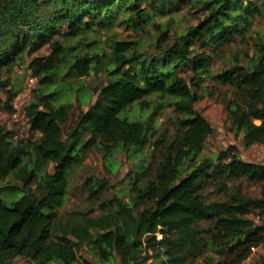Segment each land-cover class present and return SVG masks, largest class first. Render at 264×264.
<instances>
[{
  "label": "trees",
  "instance_id": "16d2710c",
  "mask_svg": "<svg viewBox=\"0 0 264 264\" xmlns=\"http://www.w3.org/2000/svg\"><path fill=\"white\" fill-rule=\"evenodd\" d=\"M184 7L197 14L195 24L171 32ZM261 17L264 0H0V112H18L9 79L15 65L25 58L37 80L25 118L35 140L25 143L0 124V181L12 180L0 188V264L18 257L30 264H91L80 250L97 264L115 257L120 264H191L205 255L207 264L243 263L264 242V163L242 160L233 145L199 159L213 127L195 104L205 82L225 87L220 103L230 130L244 148L264 145V37L252 36ZM147 22L152 41L112 35L104 62L98 53L76 54L82 35ZM235 34L241 49L212 72ZM44 47L49 53L36 55ZM97 70L104 83L91 88L86 110L75 98L79 107L68 123L72 103L57 104L59 83L72 72L80 78ZM165 106L176 114V128L157 135ZM91 149L108 162L122 152L141 156L129 199L106 201V180L91 177L88 199L103 201L99 212L63 217L58 211L71 173ZM244 184L260 193L249 194ZM210 189L224 199L207 202Z\"/></svg>",
  "mask_w": 264,
  "mask_h": 264
},
{
  "label": "rangeland",
  "instance_id": "374dc122",
  "mask_svg": "<svg viewBox=\"0 0 264 264\" xmlns=\"http://www.w3.org/2000/svg\"><path fill=\"white\" fill-rule=\"evenodd\" d=\"M197 14L194 11H188L185 7L180 10L179 13L175 14L174 20L171 23V32L176 30L177 32H184L186 28L190 25H194L196 21ZM149 22V20H148ZM147 25L138 26L137 28H132L128 23L122 24L120 26L115 25L111 31H101L98 30L95 33L89 32L86 36L82 35L81 40L83 45L81 49H78L81 53V57L84 54L90 55L91 53H98L101 61L104 62L105 59L102 56L108 53V37L112 35H119L122 38L127 36H134L132 39L140 40L142 42L152 41L154 34L152 35V28L150 22ZM156 23H165L164 18H154ZM137 26V24H135ZM253 33L252 36H256V32L264 37V17L255 19L253 22ZM78 39H75L72 43H76ZM92 43L90 47H85L84 45ZM247 45H251L252 40L246 41ZM242 42L240 40L239 34H235L232 43H228L223 46L219 55L215 56L214 62L212 64V72H218L222 67L228 66L230 64L229 57L232 53L241 49ZM246 47V46H244ZM250 53V48H248ZM49 53V48L44 47L36 55L46 56ZM27 60L24 58L17 65L14 66L9 79L11 84L18 90V95L15 98L13 104L16 107V113L9 114L7 112H0V124L4 125L8 129L12 130L15 134V138L29 143L37 137V133H32L28 130L26 123L27 116L30 114L31 110L28 111V105L33 96V89L37 85L36 78H32L31 74L26 68ZM68 75L64 78L63 83H59L58 91L60 93L59 100L57 104H71L66 108L68 113V123L75 117L76 109L79 104L82 105L84 110L87 109L89 102L93 99L91 94V88L99 86L104 83L100 70L93 71L89 76L77 77L73 74ZM62 75V71L60 74ZM184 75L187 77L190 75L185 72ZM61 79L59 76L57 80ZM62 80V79H61ZM206 86L204 90L199 91V94H203L199 101L195 104L196 110L203 115L209 124L213 127V134L205 141L204 148L199 159L205 158H215L220 151L227 149L229 146L233 145L237 148L240 158L246 162L264 163V145H255L249 148H244L241 142V136L235 135L229 126V122L226 119V114L223 110L221 102V95L226 92V88L215 84L213 81H207L204 83ZM4 98V95L0 94V98ZM78 100V103L75 101ZM167 104V103H166ZM15 114H17L15 116ZM157 126L159 132L157 135L162 133H173L175 131V121L177 120L176 114L173 112L172 108L165 106L158 113ZM26 118V119H25ZM135 159V160H134ZM129 159L125 152L118 154L110 162L104 159L103 155L97 150L91 149L84 153V158L82 164L74 172L71 173L67 194L63 205L59 209V214L66 217L71 212L77 211H87L88 209H94L90 214L91 216H96L99 212V207L103 201L98 203H90L88 199V182L89 178H97L106 180V186L108 190L105 193L106 201L111 200L115 195L120 199L125 201L129 199V193L127 191L128 183L131 181L132 170L135 165L140 161L141 156ZM52 172V169L48 170ZM12 184L10 177H7L4 181H0V188L4 185ZM245 190L249 194L258 195L259 188L254 185L244 184ZM0 195H5V192L0 189ZM206 201L209 202L214 199H224L222 195L216 192V190H208L206 193ZM161 237L160 235L158 236ZM80 259H86L91 264H97V262L87 254L86 251L80 250L78 252ZM205 257L193 259L191 264H207L205 262ZM151 263V260L147 261V264ZM10 264H30L29 262L23 260L22 258H15ZM58 264V263H54ZM111 264H120L116 257ZM241 264H264V242L256 248L252 249L251 255Z\"/></svg>",
  "mask_w": 264,
  "mask_h": 264
},
{
  "label": "water",
  "instance_id": "95a60500",
  "mask_svg": "<svg viewBox=\"0 0 264 264\" xmlns=\"http://www.w3.org/2000/svg\"><path fill=\"white\" fill-rule=\"evenodd\" d=\"M77 56H81V53L79 51L76 52Z\"/></svg>",
  "mask_w": 264,
  "mask_h": 264
}]
</instances>
